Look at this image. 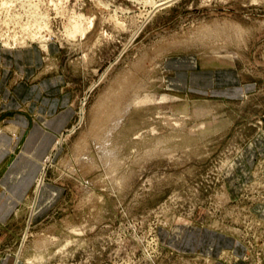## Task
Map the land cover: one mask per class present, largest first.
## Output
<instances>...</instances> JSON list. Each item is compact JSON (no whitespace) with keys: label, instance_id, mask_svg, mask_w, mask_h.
Masks as SVG:
<instances>
[{"label":"rangeland","instance_id":"1","mask_svg":"<svg viewBox=\"0 0 264 264\" xmlns=\"http://www.w3.org/2000/svg\"><path fill=\"white\" fill-rule=\"evenodd\" d=\"M29 48L75 114L0 204V264H264V0H0L1 53Z\"/></svg>","mask_w":264,"mask_h":264},{"label":"crops","instance_id":"2","mask_svg":"<svg viewBox=\"0 0 264 264\" xmlns=\"http://www.w3.org/2000/svg\"><path fill=\"white\" fill-rule=\"evenodd\" d=\"M12 53L5 55L0 51L5 69L2 79L7 84L10 69L16 65L19 76L24 79L20 83H23V92L20 88L14 94L6 92L12 99L5 95L3 100L18 105L21 101L27 107L1 110H9L14 115L6 120L10 125L0 129V182L3 187L0 204L6 207L3 213L12 212L27 199L43 171L44 160L51 155L75 114L69 95L62 93L65 78L60 74H37L38 50L29 48L16 51V55Z\"/></svg>","mask_w":264,"mask_h":264},{"label":"bare ground","instance_id":"3","mask_svg":"<svg viewBox=\"0 0 264 264\" xmlns=\"http://www.w3.org/2000/svg\"><path fill=\"white\" fill-rule=\"evenodd\" d=\"M91 25H92V22L90 23ZM90 25V26H91ZM74 29H75V33H81L82 35H84L86 32H87V30L88 29H90L89 27H87V28H85L83 25H82V23L81 22H76L75 23V26H74ZM72 33H74V32H72ZM74 33V34H75ZM4 44H6V42L4 43ZM7 44H8V42H7ZM6 44V45H7ZM109 101V100H108ZM109 102H111V101H109ZM113 102V101H112ZM119 103V102H118ZM103 105V104H102ZM110 105V104H109ZM118 105H120V104H118ZM118 105H116L115 107H118ZM112 106V105H111ZM125 106V105H124ZM107 107V106H106ZM110 107V106H109ZM114 107V108H115ZM108 110V109H107ZM109 110H110V108H109ZM129 110V106L128 107H126L125 108V112H127ZM111 111V110H110ZM112 112H113V110H112ZM107 113V112H106ZM124 113V112H123ZM106 116H107V114H105ZM122 117V116H121ZM120 121H122L121 120V118L119 117V119H117V121H116V123L112 126V128L113 127H115V126H117L119 123H120ZM109 128H111V127H109ZM116 128V127H115ZM109 131V130H108ZM112 132V129H111V131H110V133ZM110 142V141H109Z\"/></svg>","mask_w":264,"mask_h":264}]
</instances>
